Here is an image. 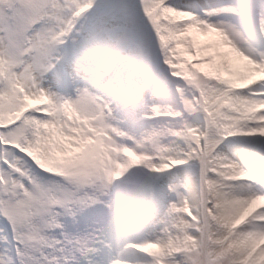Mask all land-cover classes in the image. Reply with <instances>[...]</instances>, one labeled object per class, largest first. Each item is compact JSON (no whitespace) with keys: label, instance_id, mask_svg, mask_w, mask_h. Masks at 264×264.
<instances>
[{"label":"snow or ice","instance_id":"obj_1","mask_svg":"<svg viewBox=\"0 0 264 264\" xmlns=\"http://www.w3.org/2000/svg\"><path fill=\"white\" fill-rule=\"evenodd\" d=\"M0 264H264V0H0Z\"/></svg>","mask_w":264,"mask_h":264}]
</instances>
